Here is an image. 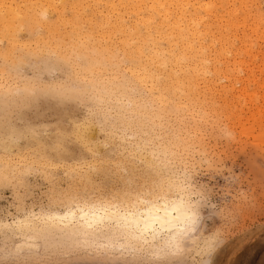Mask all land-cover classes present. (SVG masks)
<instances>
[{"label": "rangeland", "instance_id": "rangeland-1", "mask_svg": "<svg viewBox=\"0 0 264 264\" xmlns=\"http://www.w3.org/2000/svg\"><path fill=\"white\" fill-rule=\"evenodd\" d=\"M122 1L123 5L131 3L129 4L131 6L137 2L136 0H0V76L2 74L0 77V157L2 156L0 159V223L13 222L26 214H31L33 217L34 213L63 211L78 203L117 202L115 204H127L126 202L158 187L159 181L156 182V179L160 180V175L151 165H147L144 155L150 156L149 148L152 147L153 141L158 140L156 136L163 134L162 138L166 141L172 137L175 139L177 134H180L181 127L173 115L170 116L169 126L163 125L169 119H165V115L171 113V110H165L156 100H152L151 95L146 92L144 87L139 86L137 90L133 91L130 89L135 84L130 78L132 73L129 71V66H138L140 60L147 57L148 43L151 42L152 37L148 36L149 34L142 26L143 23L137 19L138 8H122ZM145 1L142 5L144 12H148L150 5L157 2V0ZM175 1L179 3L178 0ZM200 1L202 3L199 9L192 7L194 5L191 4L192 1L189 5L187 3L185 8L190 10L189 13H194V9L198 10L203 18L200 25L201 41L211 44L209 40L211 39L212 44L219 45L228 33L232 36L237 32L241 36L247 33L245 38L252 41L254 56L241 48V43L236 40V43L239 44L237 47H240L238 52L240 51L239 53L242 54H239V57L249 63L245 66L247 68H242V73L240 72L238 77L244 78L249 68L252 69L254 76L263 82L264 32L263 36L259 37L255 34L252 35L249 26H241L232 30L226 26L227 21L220 16L223 15L225 9L235 6V4L238 7V3H231L228 0ZM132 2L134 3L132 4ZM211 2H215L214 9L216 10L214 11L216 14L214 11L210 14L204 11L206 4L208 6V3ZM112 4L115 5L117 12L112 11ZM246 4L245 7H248L251 13L248 9L245 10L253 16H251L252 18L259 17L258 20L260 19V24L263 26L264 0H246ZM174 5L172 4L170 7L173 10L170 11V14L177 19L181 10ZM18 7L26 10L25 15L14 13L11 15L12 17H9V8H15L16 11ZM32 10L37 11L36 16L31 14ZM105 14L108 16L106 18L108 21L104 19L106 16L103 15ZM153 14L156 16L155 13ZM118 15L122 18L124 26L126 24L125 29L115 21V18L118 19ZM38 17L41 19L39 20ZM171 20L174 21V19ZM181 22L184 27L187 26V22ZM221 23L222 25H220ZM168 26L169 24L165 25L163 31L167 32ZM132 27L138 29L140 36L142 34L140 38L133 35L134 40L132 39L130 34L135 32ZM140 28L142 30H139ZM174 29L175 27L172 31ZM168 32L165 33L167 36ZM173 32H175L173 35L179 33L178 30ZM187 32L189 31L185 30L183 33ZM144 33H146L145 37ZM79 34L81 35L79 36ZM219 34L224 35L223 38H220ZM113 35L115 36L113 37ZM212 35L214 37L217 35L220 39L217 37L214 39ZM248 35L250 37H247ZM184 37L187 38L186 35ZM120 38H124V40L120 41ZM166 39L165 37L159 39L164 48ZM133 42L135 45L132 44ZM176 44L180 45L179 42ZM38 45L40 48L41 46L44 48L40 49ZM132 50L133 52H130ZM99 52L100 54H98ZM126 52L130 54L128 53L127 56ZM141 56L142 58H140ZM101 60L103 61L101 62ZM75 63L77 65H74ZM99 68H106L108 73L112 69L119 73L113 76L111 85L107 84L104 91L98 90L99 86L93 80ZM91 69L93 73H91ZM228 80H222V83L230 85L229 91L227 90L228 94L226 90H217L214 93L207 92L206 94V96H210H207L208 100L215 103L214 106L218 108L219 113L222 112L221 117L224 114L227 115V117L224 116V120L222 119L224 124L221 122L223 125L220 128L216 129L215 127L210 131V125L206 129L201 127L202 131L206 130L200 134L204 135L200 136L201 139H204V142L203 140L201 142L204 146L207 144V146L210 145L209 148L213 147L206 155L207 158L209 157L208 163L210 164L203 162L201 165H197L194 170L189 168L192 181L199 188L197 195L203 198L201 232L216 231L219 235L218 242L215 249L209 251L210 253L191 248L178 259L169 262H152L151 264H264V86L259 87L256 82L248 81L246 86L250 90L243 93L244 91L240 90L244 85L241 79V82L238 78L236 80V77L231 81ZM122 85L123 87H121ZM115 86L117 87L115 88ZM108 89H111L110 92ZM237 94L239 95L236 96ZM132 97L136 100L134 105L137 108L136 112L134 106L128 102ZM171 97L172 101L174 100L172 105H174L177 102V96L171 93ZM107 98L108 101H106ZM120 99L123 101L121 102ZM215 99L216 101H214ZM223 100L224 103H222ZM230 104L235 108V111L233 107L232 109L229 107ZM230 109L234 111L232 113L236 114H232ZM229 114L233 116L230 117ZM239 116L240 118H238ZM242 119L243 121H241ZM232 122L234 126L231 125ZM176 123L178 126H175ZM178 128L179 131H177ZM147 136L149 137L147 138ZM147 148L148 150H146ZM146 151L147 153H145ZM140 152H144V155L140 156ZM13 159L15 160L13 165L7 164L9 160ZM24 160H27V163ZM153 171L157 174H153ZM154 181L155 183H153ZM1 230L0 264H59L60 262L76 264L79 261L72 258L66 259L73 252L72 242L79 244L80 239L75 236H67V234L59 232L40 236L38 246L34 247L32 252L16 253L17 256H15L8 255L7 252L13 249L16 242L27 240L28 231L23 233L9 228ZM96 239L102 240V237ZM94 245L93 247H96V244ZM46 252L49 255H45ZM79 252L82 253V251ZM52 253L60 255H51ZM3 255H8L4 262L1 260ZM20 255L31 258L24 260Z\"/></svg>", "mask_w": 264, "mask_h": 264}, {"label": "bare ground", "instance_id": "bare-ground-1", "mask_svg": "<svg viewBox=\"0 0 264 264\" xmlns=\"http://www.w3.org/2000/svg\"><path fill=\"white\" fill-rule=\"evenodd\" d=\"M136 1L137 2L135 3V5H132V6L129 5L131 3H128L127 5H123V1H122L121 7L125 8V9H130L133 7H134V9H136L135 7L138 8V11H136L137 12L136 15L138 17L137 19L140 20L141 23H143L142 26H144L145 32L147 34H149L148 35L149 37L151 35L152 39H150L151 42L148 43V51H147L148 54L146 53L147 57L145 59H141L140 64L138 66H134V65H133L134 67L129 66L130 67L129 71H131V73H132V77H130V78L133 80V82L135 84L132 86V88L130 87V89H131V91H133V90H137V88L139 86H141L142 88L144 87L145 90H147L146 92L151 95L152 100H156L161 106H163V108L165 110H171V113H169V114L165 113L166 114L165 119H167V118H169V119H167L165 121V124L162 122L163 125L170 124V122H171L170 116L173 115L178 120V122L180 123L179 127H181V130L178 128L177 131L180 130V134H177V138H175V139L172 137L171 139L166 141L162 138V137H164V136H162L163 134L160 136H156V137H158V140L153 141V145H151L152 147L149 148L150 149V151H149L150 156H148V155L146 156V155H144V152H140V156L144 155V157L147 159V161L145 160L147 165L148 164L151 165V167L156 170L155 172H157L158 175H160V180L156 179L157 180L156 181L153 178V180H155L156 182L159 181L157 184L158 187L155 188L153 191L146 192L144 195L139 196L136 199L130 200V202H126L127 204H123V203L122 204H115L117 202H114V203H89V202L78 203L74 206L67 207L63 211H50V212H45V213H41V214L40 213H34L33 217H31V214H26V215L18 217L13 222L4 221V222L0 223V230L9 228V229H13V230L16 229V230L23 232V233L28 231V235H29L27 240H22V241L16 242L13 249L10 250L9 252H7V253H9L8 255L17 256L16 253H22V252H26V251L32 252L33 249H35L34 247L38 246V242L40 241V239H39L40 236H47L48 234L53 235L55 233L57 234L58 232L59 233H65V234H67V236H75V238L80 239L79 244H76L77 243L76 241H75L76 243L72 242L73 245H71V247L73 248V252L69 255L68 258H66V259L72 258V259H75V261L79 260L76 262V264H151L152 262L153 263L154 262L157 263V262H161V261L169 262L171 260L178 259L181 256H183L187 250H189V249L191 250V248H195V249H197V251L201 250V251H208V252L213 251L215 249V245L217 244L218 239H219L218 233L216 231L212 232V233H202L201 229H200L201 224H202V218H203V214H202L203 213L202 212V206L204 205L203 204V198H202V196L197 195V194H199V188H197L194 181H192L189 168L194 170L197 165H201L203 162H205V163L209 162V157L207 158L206 155L210 151V149H213V147L209 148L208 146H210V145L207 146V144H206V146H204L203 143L201 142V140H203V142H204V139H201V137H200V136L203 137L204 135H200V134H201V132L204 133V131H206L205 129L208 128L209 125H210L209 128H211L210 131L212 129H214L215 127H216V129L220 128L224 124V122H222V119L224 118V116L227 117V115H225V114L223 117H221L222 112L219 113L218 108H216L214 106L215 103L213 104V102H210L211 100L210 101L208 100L209 98H207V96H209V95L206 96L207 92L208 93H214L217 90H226V93H227V90L229 91L228 87L230 85L222 83V80L223 79H229L231 81V79L232 78L234 79L235 77H236V80H237V78L239 81L241 79V81L244 83L243 87L240 88V90L244 91L243 93H245L246 90H250V88L248 86H246L247 85L246 83L248 81L256 82L259 85V87L264 86V81L262 82L260 79H257V77L254 76L252 69H249V68L247 69L248 72L244 78L243 77L240 78L241 76L238 77L242 68H244L247 64H249V63H247L246 60H244V58L241 59L239 57L240 51L238 52V50H240V47H241V48H244V50H247V53L250 52L252 54L254 45L251 43L252 41H249L248 38H245V35H247L246 32H245L246 34H244V33H243L244 35L242 34L243 36L237 34L238 32L233 36L230 33H228L225 38L222 37L224 35L219 34L220 38L221 37L223 38L222 41L219 40L220 41L219 45L218 44L217 45L212 44L213 41L211 39H209L211 41V44L210 43H208V44L203 43L201 41L202 38L200 37V34H201L200 25H201V21L203 18H201L202 16L198 13V10H195V9H199V7H201L202 2L200 0H178L179 3H176L177 1H175V0H172L173 1L172 3L170 0H159V1L157 0V2H154V3L151 2L152 4L150 5V10L149 11L146 10L148 12H144L145 10H142V5L144 4L145 0H136ZM169 1H170V4L168 3ZM190 1L193 2V3L191 2V4L195 5V7H194V5L192 6L193 8H195L194 13H189L190 10L188 8H185L187 3L189 5ZM229 1L231 3H234V2L238 3L239 5H238V7H236V4H235V6L230 7L229 9H225L223 12V15L219 11L222 16H220L219 14H217V15H219L220 17H224V19L227 21L226 22L227 25L225 23H224V25L228 26V28L230 30L240 28L241 26H243V27L249 26V29L252 32V35L255 34L259 37L263 36V32H264L263 26L264 25L261 26L262 24H260L261 23L259 21L260 19L258 20L259 17L257 19L252 18L253 16L250 14L251 10L249 11L248 7L247 8L245 7L246 0H228V2ZM117 3L119 4V1ZM133 3L134 2H132V4ZM145 3H146V1H145ZM214 3L213 2L208 3V6H207V4H206V6H205V4L204 5L202 4L206 8L205 9L203 7L205 9V10L204 9L203 10L206 11V13L209 12V14H210L211 12L216 10V9H214ZM248 3H249V1H248ZM172 4L173 5L175 4L174 6H176L177 8H179L181 10V12L179 13V16L177 15L178 16L177 19L175 17L173 18L170 14L173 11L172 8H170ZM226 4H228V3L226 2ZM147 5H148V3H147ZM196 6H198V7H196ZM246 6H248V5L246 4ZM111 7H112V11L117 12L114 4H112ZM121 7H120V9H121ZM245 9H248V11L250 13H248V11ZM130 12H131V10H130ZM199 12H200V10H199ZM14 13H17L18 15L23 16V15H25L26 10H22L21 7H18L16 11H15V8L14 9L9 8L8 16L12 17L11 15H13ZM153 13H155L156 16ZM214 13H215V11H214ZM31 14L36 16L37 11L32 10ZM120 15H121V13H120ZM120 15L117 16L118 17L117 20L115 18V21L118 23V25H120L121 27L123 26L122 28L125 29L126 24L124 26V23H123ZM214 15H212V16H214ZM103 16H106V14ZM107 17L108 16H106L104 18L105 21H108V19H106ZM155 17H157V19H154ZM60 18H62V17H60ZM40 19L41 18H39V20ZM171 19H174V21L172 22ZM219 19L222 20V18H219ZM170 21L172 23H169ZM181 21H184V23L187 22V26L184 27L183 26L184 24ZM222 23L220 25H222ZM136 24H137V22H136ZM167 24H169V26L166 29L170 30V32H168L169 30L168 31L166 30L168 32V36L165 34L167 32H165V30L163 31V28L165 27V25L167 26ZM78 27L80 28V26H78ZM101 27H103V26H101ZM134 27H132V29L135 32L131 33L130 36L132 37L133 35H135V37L140 38L142 36V34L140 36L138 31H137L138 29H136V28L134 29ZM138 27H139V25H138ZM173 27H175L174 30L179 31V33L177 32L178 33L177 35H173L175 33V32H173L174 30L172 31ZM112 28H113V26H112ZM141 28L139 30H142ZM216 28H217V26H216ZM225 28H227V27H225ZM245 29H247V28H245ZM76 30L77 29H75L74 31H76ZM185 30L189 31V32H187L188 34L183 33ZM49 31H51V30H49ZM205 31L207 32L208 30H205ZM123 33H125V35H126L125 30H123ZM146 33H144V37H145ZM222 33L226 34L224 32H222ZM80 35L81 34H79V36ZM185 35L187 38L184 37ZM114 36L115 35H113V37ZM130 36H128V37H130ZM123 37H124V35H123ZM162 37H165V39L167 38L165 48L163 47V45L160 44V41H159V39H161ZM215 37L218 38L217 35ZM215 37H214V39H215ZM247 37H250V36L248 35ZM124 38H126V37H124ZM124 38L121 39L120 41L124 40ZM133 38L134 37H132V39ZM203 38L206 39V37H203ZM220 38H218V39H220ZM142 39H143V37H142ZM249 39H251V38H249ZM257 39H259V38H257ZM236 40L241 43L240 47L239 46L237 47V45H239V44L236 43L237 42ZM177 42H179L180 45H177L176 44ZM132 44H134V42ZM126 45H127V43H126ZM39 48H40V46H39ZM42 48H44V47L41 46L40 49H42ZM37 49H36V51H37ZM124 51H126V50H124ZM138 51H140V50H138ZM130 52H133V50ZM128 53H127V56H128ZM136 53L138 54V52H136ZM98 54H100V52ZM231 54L233 55L232 57L230 56ZM240 55H242V54H240ZM252 55L254 56V54H252ZM262 57H263V55H262ZM140 58H142V56ZM109 59H111V58H109ZM249 59H250V57H249ZM263 60H264V58H263ZM102 61L103 60H101V62ZM120 61H121V59H120ZM112 63H114V62H112ZM133 63L135 64V61ZM263 64L264 63L262 61V65ZM74 65H77V64L75 63ZM118 66H120V65L118 64ZM257 66H259V65H257ZM114 67H115V65H114ZM245 68H247V67H245ZM262 68H263V66H262ZM262 68H261V71H262ZM110 69H112V68H110ZM118 71H119V69H118ZM91 73H93V70ZM117 74H119V73H117V71L114 69H112L110 71V73H108L106 68L105 69L99 68V70L97 71V74L95 75V73H94L95 76L93 77V80L99 86L98 90H103L107 84L111 85V80H113V78H114L113 76H115ZM80 75L82 76V74H80ZM1 76H2V74H1ZM127 78H129V77H127ZM119 79H118V81H119ZM4 80H6V78H4ZM234 82L236 83V81H234ZM126 86H128V85H126ZM116 87L117 86H115V88ZM121 87H123V85ZM236 87H238V86H236ZM107 88H109V87H107ZM104 90H106V89H104ZM110 90L108 89L109 92H110ZM103 91H101V92H103ZM113 91H115V90H113ZM98 92H96V93H98ZM115 92H117V91H115ZM125 92H126V90H125ZM171 93L174 96H177V102L174 103V105H172L173 104L172 102L174 100L172 101ZM238 95L239 94H237L236 96H238ZM109 96H111V94H109ZM141 96H142V94H141ZM106 97H107V95H106ZM103 98H102V100H103ZM137 98L140 99L141 97H137ZM143 98H142V100L144 101ZM213 98H214V96H213ZM109 99H110V97H109ZM115 99H114V101H115ZM117 99H118V97H117ZM125 100H126V97H125ZM106 101H108V98ZM120 101H121V99H120ZM137 101H139V100H137ZM214 101H216V99ZM118 102H119V99H118ZM128 102L131 106H134L136 103V100H135V98L132 97V98H130V100ZM104 103H105V101H104ZM222 103H224V100ZM225 104H226V100H225ZM231 105L232 104H230V106L229 105L228 106L232 109L233 106L231 107ZM233 105H236V104H233ZM123 107L125 108V106H123ZM120 108H121V106H120ZM129 108H131V107H129ZM133 108L136 112L137 108H135V106ZM222 108L224 110V106ZM231 109L229 111L232 113L233 110L231 111ZM233 109L235 111L234 107H233ZM141 112H142V110H141ZM158 112H160V111H158ZM223 113H225V112H223ZM162 114H164V113H162ZM232 114L235 115L236 113H232ZM232 114H229V116L232 117L233 116ZM236 116H238V115H236ZM124 118H125V116H124ZM238 118H240V116ZM124 120H126V119H124ZM241 121H243V119ZM234 123H236V122H234ZM240 123H242V122H240ZM131 124H132V122H131ZM138 124H140V123H138ZM237 124H238V122H237ZM231 125H233V122ZM175 126H178V124ZM152 127H154V126H152ZM156 127H159V126H155L154 128H156ZM164 127H166V126H164ZM201 127L202 128L205 127L204 131H202L203 129H201ZM89 128H90V126H89ZM149 128H151V127H149ZM151 130H152V128H151ZM89 131H91V130H89ZM111 131H110V133H111ZM221 131H222V129H221ZM112 132L114 133V131H112ZM156 132H158V131H156ZM163 132H164V130H163ZM150 133H152V132H150ZM169 133L167 135L168 137H169ZM173 133H174V131H173ZM213 133H215V132H213ZM227 134H229V133H227ZM171 135H175V134H171ZM214 136H216V135H214ZM148 137L149 136H147V138ZM168 137H165V138H168ZM150 138H151V136H150ZM152 140H153V138H152ZM135 141H137V140H135ZM146 142H147V140H146ZM87 144H88V142H87ZM93 145H95V144H93ZM92 148H91V150L94 149V148L93 149ZM146 150H148V148ZM212 151H214V150H212ZM93 153H94V151H93ZM145 153H147V151ZM133 154H134V152H133ZM211 154H213V153H211ZM211 154H210V156H212ZM1 157H0V159H1ZM22 158H24V157H22ZM22 158H21V160H22ZM28 158H29V156H28ZM14 161H15L14 159L11 161L9 160L7 164L13 165ZM208 164H210V163H208ZM79 168H81V167H79ZM155 172L153 171V174H155ZM155 181L153 183H155ZM153 185L156 186L155 184H153ZM150 189H152V188H150ZM197 189H198V193H197ZM98 237H102V240H100V239L97 240L96 238H98ZM92 238H94V239H92ZM94 244H96V247H93V246H95ZM78 251H82V253H80V252L78 253ZM58 252H59V249H58ZM7 253H5V254H7ZM4 255H3V258H1V260H3V262L5 261L6 256H8V255H6V256H4ZM45 255H49V254L46 252ZM51 255H60V254L52 253ZM20 256H22L21 259H24V260L31 258L29 256L26 257L24 255H20ZM82 257H86V258H82ZM57 261H59V260H57ZM85 261H87V262H85ZM62 263H65V262H62ZM25 264H27V263H25Z\"/></svg>", "mask_w": 264, "mask_h": 264}]
</instances>
